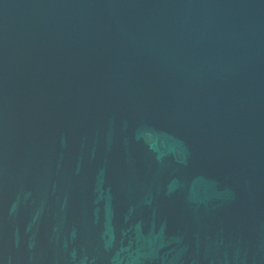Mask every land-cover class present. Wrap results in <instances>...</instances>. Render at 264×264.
Masks as SVG:
<instances>
[{"label": "water", "instance_id": "obj_1", "mask_svg": "<svg viewBox=\"0 0 264 264\" xmlns=\"http://www.w3.org/2000/svg\"><path fill=\"white\" fill-rule=\"evenodd\" d=\"M0 264H264V0H0Z\"/></svg>", "mask_w": 264, "mask_h": 264}]
</instances>
